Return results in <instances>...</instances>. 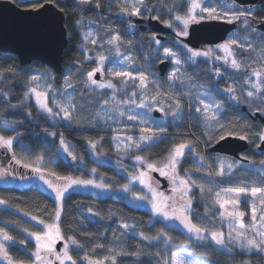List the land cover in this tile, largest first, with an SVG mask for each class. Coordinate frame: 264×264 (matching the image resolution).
<instances>
[{
	"label": "trees",
	"instance_id": "1",
	"mask_svg": "<svg viewBox=\"0 0 264 264\" xmlns=\"http://www.w3.org/2000/svg\"><path fill=\"white\" fill-rule=\"evenodd\" d=\"M13 2L21 8H33L34 5L37 8L44 2H51L64 13L67 46L63 51L62 71L59 74H53L54 83L59 86L63 74L69 73L68 76L76 86V91L86 92L82 77L84 73L94 69V63L86 61L85 53L80 46L82 45V31L91 23L77 24V21H96V11L93 9L94 0L90 5H79L76 0H13ZM165 5L168 3L165 2ZM115 15V10H108L102 3L103 27L119 28L120 23L115 22ZM132 41L134 40L132 39ZM144 46L149 54L154 53V46L151 42L144 41ZM177 51L182 55L179 48ZM146 63L151 70H155L154 60H146ZM8 69H12V71L9 72ZM44 69L45 66L37 62L21 66L15 55L0 51V72L3 73L0 75V128L6 130V132L2 131L5 136L20 133L12 146L13 155L11 152H7L11 157V162L18 167L21 166L22 172H19L21 174L29 172L28 168L23 166L27 162L21 161L26 158L27 161H40L41 170L55 176L88 178L91 176L89 169L92 168L107 176L105 179L106 182L109 181L107 183L111 185L114 182L120 185L124 184L126 177L119 173V165L116 163L118 154L104 147L110 133H103L94 127H86V121L80 117L79 127H67L58 120L51 119V121L48 117L35 111L31 104L24 102L31 74ZM184 71L187 76H191L190 78H199V85L207 88L217 101L220 103L225 101L223 96L211 87L212 79L203 76L207 73V65L202 61H198L195 66L187 63ZM159 79L165 81L164 78L159 77ZM116 84L118 83L116 82ZM217 84L222 87L225 82L219 80ZM117 87L121 92L119 94L121 99L127 92L120 86ZM238 88L239 86H237V90ZM240 88L242 102H244L246 83H241ZM103 92L108 93L109 91ZM105 95L100 91L96 98H104ZM258 97H260L258 98L259 105L264 106V96L260 94ZM253 101L257 100L253 99ZM260 107L256 109L262 111ZM181 109L182 117H178L175 121L167 120L163 124L165 131L160 133L162 135L159 136V139L131 152L129 160L139 155L144 157L148 163H162L174 145L190 144L191 149H195V152L191 149L187 151L188 157L181 162L180 174L186 176L187 173L191 180L204 184L203 192L193 185L195 190L192 196L200 198L203 205L202 207L195 203L194 208L198 213L197 218L214 223L216 216L211 214H216V212L212 209V204H208L212 201L213 193L217 192L220 187L215 186L204 166L199 167L193 163L191 156L197 155L205 158L209 155V147L225 131L221 125L228 127L226 131L235 127L241 128L238 133L245 135L248 124L242 122L240 124L214 123L206 125L203 118L195 114L194 110L186 109L183 105H181ZM258 130L260 132L259 127ZM61 141L70 145L69 160L62 158L57 152V145ZM93 143L96 145L94 148L97 151L96 159H92L90 156ZM103 158L110 163H103ZM17 160L20 161L19 165L16 163ZM127 161L128 159L122 160V162ZM13 166L8 162L4 164L0 162V173H9L15 167ZM259 170L258 174H254L255 182L243 175L241 186L245 188L264 187V183H262L264 175H261ZM129 174L131 175V173ZM0 199L5 201L0 207V229L13 237L12 242L5 243L8 255L13 260H22L27 264L35 249V242L27 234L42 231L41 227L30 219L35 216L38 220L50 223L56 214V203L37 184L0 185ZM207 200L209 203H206ZM92 212H95L96 215H92ZM122 224L128 227L122 228ZM59 226L64 240L71 235L82 245L79 249L74 246L70 247V255L77 261V264H88V261L84 259L85 256L91 260L114 256L116 264H164L165 260L170 261L172 251L164 249L162 243L141 239V233L152 237L163 232L171 235L176 242L189 241V238L187 239L177 227L172 228L164 225L159 220L151 222V213L148 210L130 206L121 197L114 196L96 197L79 192L66 193L61 201ZM97 245H102V247H97ZM109 249H114V251L109 252ZM121 251L129 253V255H117ZM190 252L193 256L202 258L207 264H244L245 261L248 264H264V257L261 254L246 253L239 249L229 252L220 250L211 244H195ZM131 253H135V255ZM105 264H111V260L106 261Z\"/></svg>",
	"mask_w": 264,
	"mask_h": 264
},
{
	"label": "rangeland",
	"instance_id": "2",
	"mask_svg": "<svg viewBox=\"0 0 264 264\" xmlns=\"http://www.w3.org/2000/svg\"><path fill=\"white\" fill-rule=\"evenodd\" d=\"M13 2V0H11ZM20 1V0H18ZM81 23H89V22H81ZM177 24V23H176ZM129 25L133 26V29L131 31H127L129 28ZM182 26V25H180ZM133 30H136V27L134 26V23H121L119 28L117 29H109L106 27H101L100 25H97L95 23H91L82 31V50L85 53L86 61L93 62L94 68L97 67V58L100 55H104L107 57V59L104 61V75L101 76L100 73L98 76V79H95L97 83L100 82H108L112 81L115 85L120 86L122 90L128 92L127 98L124 100H121L119 98V94L121 93L119 91V88L117 87V91H113V89L108 88H97L95 86L86 87V81H87V74L89 71L84 73L82 77L83 81V87L86 89V92H77L75 89V85L70 81L69 73H64L59 86H56L54 83L53 78V71L49 69L48 67H45L42 71H34L32 75H40L43 77L39 81V83L42 85L41 90L48 91V102L49 107L53 108V112L59 113L60 109L55 107L53 104V100L56 101V103L60 104H67L71 103L74 106L75 111L72 112V119L71 121H66L63 119V114L59 115H48L46 112H42L37 104L36 99L34 96H31L29 94L28 98H25L24 96V102L31 104L35 111L38 113H41L42 115L48 117L50 120H58L59 122L63 123L67 127L75 128L76 126H80V118H83L86 121L87 126L86 127H94L97 130L102 131L103 133H110L108 137V141L106 142V147L108 150L118 154V159H116V163L121 167L118 166L119 173L124 175L126 177V181L124 184H118V183H112L109 184L106 182L107 176H105L101 171H98L96 169L95 173H93V169H89L91 172V176L88 178H81L84 180H94L96 183H103L107 187L106 189H99L94 188L91 186H76L74 185L72 188L68 190V192H79L83 194H89L96 197H105V196H114V197H121L124 199L130 206L142 208L145 210H148L151 213V222L159 220L164 225L170 226L172 228H178L182 233H184V236L189 238L188 240H185L186 242H176L171 235H168L165 233V236H160L158 240L151 241L153 243H162V246L164 249H168L171 251H176L178 256L182 257L184 260L188 261L191 260L194 262V264H207L202 258L193 256L190 251L193 250L195 244H211L217 247L220 250H227L228 248H232L234 251L235 249H238L235 247L233 242L228 240V234L230 231L229 225L232 223H235V220L233 218L228 217H221L220 213L222 209H220L219 205L215 203V193H213L212 201L209 203L207 200L206 203H209L208 205L212 204V209L215 210L216 214L212 213L211 215H215L214 223H208L206 219L200 220V218H197L198 213L195 211V203H198L202 205V201L200 198H195L192 196L194 193V186L192 184V180L188 179V176H183L180 174V165L184 158H187V151L190 149H185V156L179 157V164L176 166V172L175 175L186 179L188 181V188L190 189L187 193V196H185L183 199H181V192L176 191L174 192L173 189L179 185V180H176L175 183H173V173L170 169H164L165 172H167V175H164L168 181V186L170 188V191H165L160 189V182H156L153 177V172H157L161 175L159 170L152 171L147 168V163L140 164L136 161L135 158H132L129 160V155L131 152H135L137 148L135 147V142L139 140V137L142 135H153V133H142L140 131L141 127H150L152 129H157L160 126H163L167 120L171 119L172 121H175L178 117H182V109L180 108L179 115L174 117L172 115V112L175 110V102L179 101L181 105H183L186 109H192L194 110L195 114L200 115L203 118V121L206 125H213V120H206L204 118V115L202 113L196 112V107H202V105L199 104V101L202 99L205 103H209L212 105L217 104V100L213 99L210 93L202 88L199 87L194 81H192L191 78H189L184 71V67L189 62L188 57L182 58L178 57L181 60L180 65H176L172 62V58L168 57L165 58L164 55V49H170L169 46H165L162 44L157 43L155 41V47L153 49L154 53L149 54L146 52L145 47L143 43L141 42V39L136 38L135 41H132V35L135 33ZM88 32H91L93 34L92 37H89V41L91 39H96L98 41L97 44H92L91 42H85L83 37ZM119 36V41L117 42V46L119 48L120 55L118 56L116 54V47L113 45L108 44L106 41L107 39L111 38V36ZM128 35H130L128 37ZM171 50V49H170ZM126 57H131V60L126 59ZM159 57H163L169 62V68L167 69L165 75L162 77L165 79V81H161L158 77V75L151 70L146 60H154L157 62ZM258 58H259V64L261 68H264V63L261 62V53L258 52ZM122 61V62H121ZM108 68H121L128 71H131L133 75H138L140 72H143L144 75L147 77V84L145 87L141 88L138 87L139 80H135L133 82L132 80H129L127 77H114L109 76L107 73ZM177 68H179V71H177ZM93 70V69H92ZM90 70V71H92ZM149 71L153 75L154 78H156L157 83L150 81L148 75L146 72ZM175 72L176 78L172 81L169 80V75ZM30 76V77H31ZM69 78V83L71 84V87H67L65 84V78ZM256 77L253 76V82H256ZM122 80H127V85H124L121 83ZM116 82L118 84H116ZM51 85V88L48 89L47 86ZM171 85V86H170ZM28 91V90H27ZM102 91V93L106 94L104 98L97 99L96 97L99 96V92ZM103 91H109L108 93H105ZM78 93V95H77ZM123 93V91H122ZM159 93V95H157ZM102 95V94H101ZM115 96V99H112V97ZM69 97L71 100L69 101ZM102 97V96H101ZM120 100V101H119ZM135 102H132V101ZM107 101V103H105ZM145 103L146 105H151V110H149L148 107L140 108L138 107L139 104ZM171 105V107H170ZM158 110L160 113H163L164 117L161 119L153 117L151 114L152 110ZM162 109V110H160ZM217 114L219 113L220 109H213ZM120 111H123L125 114L121 116L119 114ZM137 115L143 116L145 119L148 120L147 125L140 124L139 120L132 121L128 119V115ZM78 116V117H77ZM82 119V120H83ZM197 119V118H196ZM51 120V121H52ZM82 128V127H80ZM6 132V130L0 128V135H4L3 132ZM50 134L51 132H46ZM20 135V133H15L14 135H7L14 137V142L17 140V137ZM156 135L161 136L162 134L157 133ZM125 137H132L133 142L129 144V142L125 139ZM117 138V139H114ZM156 140L155 136L153 140L149 141L148 144H142L141 147L147 146L154 142ZM101 143V142H100ZM13 149V148H12ZM70 145L68 143H65L63 141L59 142L57 145V152L58 154L64 158V159H70ZM93 149V148H92ZM7 152H11L13 155V151H9L7 148L0 147V161H3L6 158ZM95 150V154H96ZM95 154L91 153L90 156L92 158H95ZM192 161L194 164H196L199 167H203L205 165V158L203 157V162H201V156L193 155ZM128 159L127 162H122V160ZM191 159V158H190ZM219 158H214L215 163V170L213 174L220 171L221 162L219 161ZM23 163L27 162L30 167H28L29 172H25L23 174L19 173L22 172L21 166L20 168H14L9 173L4 172L2 175H0V185H28V184H37L41 187V189L47 193L49 196H51L55 203L57 208V202L55 199V193L51 191V189L48 188L46 184L43 183V181L39 178L40 174L32 171V168L34 167H40L41 163L40 161H27L26 158L21 159ZM102 162L105 163V158L102 159ZM7 163V162H5ZM106 163H110V161H107ZM164 163H166V160L162 163H153L154 166L157 168L163 167ZM19 165V164H18ZM132 168V169H130ZM131 170V171H130ZM42 174L44 177L48 180H50L53 184H63L64 181L58 180L57 176L53 174H49L45 171H42ZM146 173L145 177V184L148 185V187L145 186V184H141L139 177L141 173ZM131 173V175L129 174ZM163 176V175H162ZM63 177V176H62ZM72 177V176H71ZM76 178V177H73ZM128 186V191H124V186ZM149 187L154 189L157 193H163L166 197H173V200H168L167 203L169 205L173 204L175 202L176 206H180L183 204L184 200L190 199L192 202V207L189 210V218L193 220V223H197L200 227L206 229L202 233L203 239H197L195 234L188 233L183 226L179 223V221L169 220L166 221L161 216H154L152 205L150 201L153 198V193L149 191ZM217 191H220L221 189H224L222 186H219ZM250 189V188H249ZM66 192V193H68ZM65 193V194H66ZM222 195H224L222 193ZM137 196H143L145 197L143 200L136 199ZM241 203L235 205V210L244 212V223L246 227L251 224V209H252V197H241ZM3 204H0V207H2ZM258 214L259 210L261 209V206L259 201L256 202ZM203 207V205H202ZM229 210L233 208L232 205L227 206ZM56 215V214H55ZM33 223L37 224L41 227L42 231L44 230L43 224H38L36 220L30 219ZM55 223L59 226V220L54 219L47 224ZM60 228V226H59ZM212 231H219L224 233L225 238V246L216 245L214 241L211 240L210 233ZM28 235V234H27ZM234 235V233H233ZM28 237L35 242V240L28 235ZM170 238V239H166ZM60 242L59 248H56L57 243ZM66 242L64 239H57L55 242V249L57 251H62L63 245ZM6 243V242H4ZM36 243V242H35ZM184 244H188V248L178 247L182 246ZM6 247V246H5ZM241 250V249H239ZM228 251V250H227ZM254 252V251H253ZM264 257V254H261ZM0 264H7V261L4 259H0ZM55 264H58V262H55ZM169 264H171V256Z\"/></svg>",
	"mask_w": 264,
	"mask_h": 264
},
{
	"label": "snow or ice",
	"instance_id": "3",
	"mask_svg": "<svg viewBox=\"0 0 264 264\" xmlns=\"http://www.w3.org/2000/svg\"><path fill=\"white\" fill-rule=\"evenodd\" d=\"M92 0H76V3L79 5H90ZM145 3V0H125V3L121 5V11L129 16H138L141 14V6H143ZM40 7H43V5H40ZM97 7H99V4H97ZM33 10H36V6H33ZM261 16H264V13H260ZM153 19H157V17H152ZM256 15L251 9L243 8L242 6L235 3V0L230 3H224L222 7H213L209 4H206L204 0H187V8L183 15H176L174 17L175 22L177 23V26L182 25L180 31L177 32L178 36H187L188 35V26L190 23H200L201 21L208 20V21H221L226 24H236L239 22L240 24L244 25L245 29L251 28L252 33L257 32V28L253 26V22L256 19ZM166 27H173V23L170 21H165ZM77 24H80V21H77ZM131 28L132 25H129ZM93 34L91 32H88L84 35L83 39L85 42H91L92 44H97L98 41L96 39H91L89 41V37H92ZM259 38L261 40V43L264 44V33H261L259 35ZM119 36H111V38L107 39V43L110 45H113L116 47V54L119 56V48L117 46V42L119 41ZM155 39V37H153ZM159 43V41H157ZM234 46V47H233ZM83 47V45H81ZM187 47V46H185ZM219 51L225 53L224 56H217V59H222L226 65H229L231 68L236 69L239 71L242 67V64L239 60L236 59L237 53L235 52V48H241L245 51L251 49L252 51H256L255 48H253L251 43H248L247 45L240 43L235 38H229L225 43L219 44L216 46ZM188 52L191 53V56L188 57V60L191 62H195V57H206L210 58L212 56L213 50L210 48L206 51H193L191 48H188ZM261 53V62L264 63V47L260 49ZM164 55L165 58L171 57L172 62L176 65L181 64V60L177 57L176 53L171 51L170 49L165 48L164 49ZM107 59L104 55H100L97 58V67H95L92 71H89L87 74V81H86V87L95 86L97 88H108L113 89V91H117L116 85L112 81L108 82H100L97 83V81L93 78L96 73H100L101 76L104 75V61ZM126 59L131 60V57H126ZM122 62V61H121ZM9 72L12 71V69H8ZM177 71H179V68H177ZM107 73L109 76L114 77H127L129 80H132L135 82V80H139L138 87H145L147 84V77L144 75L143 72H140L138 75H133L131 71L121 69V68H108ZM3 73L0 72V75ZM216 75H221V72L219 69L216 70ZM252 75L255 76L256 82H252L250 79L246 80V84H250L251 89L247 92V97L252 98L256 96L257 93H260L261 96H264V68H261L260 70L253 69ZM176 78L175 72L169 75V80L172 81ZM43 79L40 75H32L29 79V85H28V91L25 93V98L29 97V94L31 96H34L36 99V104L38 108L42 112H46L48 115H59L63 114V119L66 121H71L72 119V112L75 111L74 106L69 102L67 104H60L56 103L55 100H53V104L55 107L60 109L59 113L53 112V108L49 107L48 102V91L41 90L42 85L39 83V81ZM122 84L127 85V80H122ZM65 84L67 87H71V84L69 83V78H65ZM171 86V85H170ZM48 89L51 88V85L47 86ZM228 93H232L234 90L232 88H227L225 90ZM159 95V93H157ZM260 98V97H257ZM112 99H115V96L112 97ZM230 99L237 100L239 102V98L235 95H231ZM71 98L69 97V101ZM132 102H135L134 100ZM107 103V101H105ZM199 104L202 105V107H196L197 113H202L204 115V118L206 120H217V113L213 110L219 109L221 107L220 104H209L205 103L204 100H200ZM140 108L148 107L149 110H151V105H146L145 103H141L138 105ZM171 107V105H170ZM181 108V104L179 101L175 102V110L172 112V115L174 117L179 115V111ZM162 110V109H160ZM119 114L123 116L125 113L123 111H120ZM262 114H264V110H262ZM128 119L132 121L139 120L140 124L147 125L148 120L145 119L143 116H137V115H128ZM218 122V121H217ZM223 127V125H221ZM140 131L142 133H148L151 132L153 135H142L139 137V140L135 142V147L137 149L141 148L142 144H148L149 141L153 140L154 136L156 139H159V136L156 135L157 133H163L165 131L163 126H160L157 129H152L150 127H141ZM230 135L232 133H229ZM225 137L223 135L220 136V139L223 140ZM241 140L247 139L246 135H240L238 137ZM259 138L261 141H264V132L259 133ZM14 137L8 136L5 137L3 135H0V147L7 148L9 151L12 150ZM117 139V138H114ZM125 139L131 144L133 142L132 137H125ZM63 144V141H61ZM95 147V143L92 145ZM259 147V145H257ZM191 145L188 143H180L178 145H174L172 149L169 150V155L166 158V163H164L163 167L157 168L152 163H147V168L156 171L159 170L161 175H167L168 173L165 172L164 169H170L173 173V183L176 182V180H179V185L173 189L174 192L180 191L181 192V199H183L185 196H187L188 191L190 190L188 188V181L186 179H182L175 175L176 172V166L179 164V157L185 156V149H190ZM193 152H195V149H191ZM75 159V157H73ZM136 161L140 164L146 163V160L144 157H141L137 155L135 157ZM201 162H203V157H201ZM17 164L20 163L19 160L16 161ZM264 163V162H262ZM24 167L28 168L30 165L24 164ZM238 166V165H237ZM234 167L232 164H228L227 168L229 171ZM32 171L39 173V178L43 181L44 184L48 186L49 189L53 193H55V199L57 202V208H56V215L55 219L60 220L61 218V201L65 195L66 192L70 188H72L74 185L76 186H91L94 188L99 189H106V185L103 183H96L94 180L88 179H80V178H73L71 176H57L58 180L64 181L63 184L57 185L53 184L50 180L46 179L44 175L41 172L40 167H34L32 168ZM93 173H95L96 169L92 170ZM3 173H0L2 175ZM261 175H264V171H261ZM187 176V173L185 174ZM216 175L223 177L225 175L224 172V165L221 163L220 171L216 173ZM145 177L146 173H141L139 180L141 184H145ZM188 179H191L188 177ZM264 183V182H262ZM192 184L198 187L201 192L204 191L205 186L202 183H197V181L192 180ZM146 187L148 185L145 184ZM128 186H124V191H128ZM149 191L153 193V198L150 201L152 205V210L154 216H161L164 220H174L179 221V223L183 226V228L190 234H195L197 239H203L202 233L206 231V229L200 227L197 223H193V220L189 218V210L192 207V202L190 199L184 200L183 204L180 206H176L175 202L171 205L167 203L168 200H173V197H166L163 195V193H157L154 189L149 187ZM211 191V189H209ZM222 193L224 195H222ZM252 197V209H251V224L246 227L244 223V212L236 211L235 205L241 203V197ZM145 197L143 196H137L136 199L143 200ZM259 201L261 206H264V187H252V188H245L243 186L238 187H229L221 189L220 191H217L215 193V203L219 205L220 209H222L220 216L221 217H228L233 218L235 220V223H232L229 225L230 231L228 234V240L233 242L236 248L241 249L242 251L246 253L255 252L257 254H264V207H261L259 210H257L256 202ZM5 201L0 199V204H4ZM228 205H232L233 208L229 210L227 207ZM91 212V209H89ZM92 215H96L95 212H92ZM33 220H36L38 224H43L44 230L43 231H36V232H29L28 235L31 236L35 240V249L31 253V257L29 258L27 264H55V262H58V264H77V261L73 259V256L70 255V247L74 246L75 248L79 249L82 247L80 243L71 235H69L66 238V242L63 245L62 251H57L54 247L55 242L57 239H64L60 228L55 223L47 224L43 220H38L37 217L33 216L31 217ZM122 228H127L128 226L125 224L121 225ZM234 233V235H233ZM160 236H165V233L160 232L157 236L149 237L147 235H144L141 233V239L147 240V241H154L158 240ZM211 240L215 242L216 245L225 246V238L224 233L219 231H212L210 233ZM166 239H170L167 238ZM13 237L10 236L7 232H5L3 229H0V259H4L7 261V264H25L22 260H13L7 252V249L5 247L4 242H12ZM97 247H102V245H97ZM183 248H188V244H184L182 246ZM229 252H231L233 249L228 248ZM114 251V249H109V252ZM132 255H135V253H131ZM117 255H129L127 252H118ZM85 260L88 261V264H105L106 261L111 260V264H116L115 257H109L105 256L102 259H96L91 260L87 256L84 257ZM164 264H169L168 260L164 261ZM171 264H194L191 260H184L182 257L178 256L177 252L174 250L171 253ZM244 264H248L247 261L244 262Z\"/></svg>",
	"mask_w": 264,
	"mask_h": 264
},
{
	"label": "flooded vegetation",
	"instance_id": "4",
	"mask_svg": "<svg viewBox=\"0 0 264 264\" xmlns=\"http://www.w3.org/2000/svg\"><path fill=\"white\" fill-rule=\"evenodd\" d=\"M165 2H167L168 5H165ZM204 2L213 7H222L224 3H230L233 2V0H204ZM102 3L108 10L116 11V15H115L116 23H120V25L121 23H129V22L134 23L136 30H133L135 33L131 37L133 38L134 41L136 38L141 39L143 45H144V41H149L155 47V41H159V44L169 46L171 51L175 52L178 57H182V58H187L191 56V53L188 52V48H191L193 51H206L210 48L213 50L212 56L210 58H206L203 56L195 57L194 63L191 61L187 63L191 64V66H195L196 64H198V61H202L204 64L207 65V71H206L207 73L203 76L212 79L211 81L213 82V85L211 87L214 90H217V92L223 96V99H225V101H223L222 103H220V101H217V103L220 104L221 107L219 108L220 110L217 115V120H213L212 123L213 124L214 123L240 124L242 122L247 123L248 130L246 131L245 134L247 136V139H245L247 143V148L245 150L240 151L237 154V156H233L230 154H216L210 152L208 149L209 155L205 157L204 169L208 174H210L212 181L217 187L222 186L223 188H229V187L241 186L243 175L248 177L247 179L253 180L255 182L256 180H254V174H258L259 168H261L259 172L264 171V163H262L264 162V150H259V148L257 147V145H260L261 143V140L259 138V133L264 132V125L260 123V121L254 120L253 117L255 113H260L262 116H264V114H262V111H258L256 109L259 108V106H261L260 108L264 110V106L259 105L258 102L257 97L260 96V93H257L256 96L252 98L247 97V92L249 90L254 91V89H251L250 84H246L247 85V90H245L246 98H244V102H242V93H241L240 85L241 83L245 82L248 79H250L253 82L252 70L261 69L258 61L259 60L258 52L262 47H264V44L261 43V40L259 38V35L261 33H264V16L260 15V13H264V0H235L236 4L242 6L243 8L251 9L256 15L257 18L253 22V26L257 28L256 33H252L251 28H248L246 30L244 25L240 24L239 22H237L236 24L225 23L226 24L225 28H227L228 31L226 32V35L222 41L217 43H210V44L199 43L195 47L189 45L187 42L183 40L188 35L187 36L177 35V32L180 31L183 26L180 25L177 26L174 20V17L176 15H183L184 12L186 11L187 0H145L144 5L141 6V14L138 16H129L121 11V5L125 3V0H103V1L94 0L93 9L96 11L97 18L96 21H89V23H98L97 25L102 26L103 23L101 16ZM97 4H99V7H97ZM152 17H157V19H153ZM154 21L162 24L169 31L163 33H157L150 26V23H153ZM165 21L172 22L173 27L171 28L166 27L164 23ZM192 24H197V23H190L187 31H189V27ZM153 37H155L154 39L155 41L153 40ZM229 38H235L240 43L245 45L251 43L253 48L256 49V51H252L251 49L245 51L244 49L241 48L234 49L235 52L237 53L236 59L239 60L242 64V67L239 71L231 68L229 65H226L222 59H217V56H224L225 53L219 51V49H217L216 46L225 43L227 40H229ZM178 48L182 51V55L179 54V52L177 51ZM164 60L166 59H164L163 57H159L154 65L155 66L154 72L161 78L165 74L163 76L160 75V70L158 68V65ZM217 69H219L221 72V75L219 76L216 75ZM188 77L190 78L191 76ZM191 79L199 87H202L198 83L199 78L197 79L196 77L195 78L192 77ZM219 80L225 82V84L222 87H219L217 84V81ZM237 86H239L238 90H237ZM227 88H232L234 91L232 93H228L225 91ZM204 89L208 91L207 88L204 87ZM209 93L212 96V98L215 99L212 93L211 92ZM128 95L130 94H128L127 92L126 95L121 100L127 98ZM231 95H235L236 97H238L239 102L237 100L230 99ZM253 99L257 101H253ZM153 111L154 110L151 111V114ZM159 114L160 115L158 119L164 117L163 113L159 112ZM258 127L260 128V132L258 130ZM222 128L225 130L222 134L224 137L226 136L239 137L240 135H242L241 133H238V131L241 128L239 129L238 127H235L230 131H226L228 127L224 125ZM229 133L232 134L230 135ZM94 148L95 147H93V149L91 150V153L95 154ZM214 158H219L220 159L219 161L224 165L225 175L223 177L216 175V173L213 174L214 172H216L214 167L215 166ZM0 162H2L3 164L5 162H8L10 165H14L16 167V165L11 162V157L8 153L6 154V158ZM228 164L234 165L231 171H229L227 168ZM17 168L20 167L17 166ZM158 175L159 177L158 178L154 177V180L156 182H160V189L162 191L163 190L170 191L166 177H164V175L163 176L160 174ZM159 178L164 179L166 184L165 187H163L162 181Z\"/></svg>",
	"mask_w": 264,
	"mask_h": 264
},
{
	"label": "water",
	"instance_id": "5",
	"mask_svg": "<svg viewBox=\"0 0 264 264\" xmlns=\"http://www.w3.org/2000/svg\"><path fill=\"white\" fill-rule=\"evenodd\" d=\"M43 7L21 8L11 0H0V51L10 53L17 57L21 66L37 62L48 67L55 74L62 71L63 51L67 46V33L64 27V13L51 2H44ZM225 23L221 21H201L189 27L188 36L183 40L191 46L199 43H217L224 39L226 32ZM150 26L157 32L169 31L162 24L154 21ZM166 60L159 63L160 75L163 76L168 69ZM99 74L96 73L95 79ZM152 115L159 117V112L154 110ZM254 120L264 125V116L255 113ZM247 148L245 140L238 137L226 136L219 139L209 151L216 154H237ZM259 150H264V141H261ZM153 177L158 178L157 172ZM163 187L166 186L164 179ZM60 242L57 243L58 249Z\"/></svg>",
	"mask_w": 264,
	"mask_h": 264
},
{
	"label": "built area",
	"instance_id": "6",
	"mask_svg": "<svg viewBox=\"0 0 264 264\" xmlns=\"http://www.w3.org/2000/svg\"><path fill=\"white\" fill-rule=\"evenodd\" d=\"M145 72H146V71H145ZM146 73H147V75H148L150 81H153V82L157 83L156 78H154L153 75H152L151 73H149V72H146Z\"/></svg>",
	"mask_w": 264,
	"mask_h": 264
},
{
	"label": "bare ground",
	"instance_id": "7",
	"mask_svg": "<svg viewBox=\"0 0 264 264\" xmlns=\"http://www.w3.org/2000/svg\"><path fill=\"white\" fill-rule=\"evenodd\" d=\"M132 29H133V26L131 28L130 27L128 28L129 31H131Z\"/></svg>",
	"mask_w": 264,
	"mask_h": 264
}]
</instances>
